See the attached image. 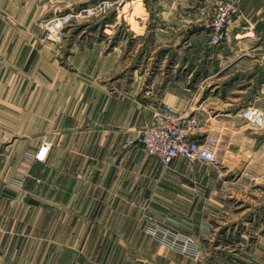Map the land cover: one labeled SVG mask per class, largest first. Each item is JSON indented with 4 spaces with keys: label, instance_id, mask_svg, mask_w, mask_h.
I'll return each instance as SVG.
<instances>
[{
    "label": "crops",
    "instance_id": "crops-1",
    "mask_svg": "<svg viewBox=\"0 0 264 264\" xmlns=\"http://www.w3.org/2000/svg\"><path fill=\"white\" fill-rule=\"evenodd\" d=\"M229 1L237 12L226 38L193 41L198 58H167L165 74L134 66L128 81L113 72L119 58H68L67 68L0 58V264H208L200 249L191 256L149 237L148 217L199 248L244 234L252 192L264 190L248 182L264 176V125L238 112L252 104L264 115V0ZM165 104L200 119L185 133L213 137L220 162L164 165L143 150L140 130ZM42 140L50 146L38 160Z\"/></svg>",
    "mask_w": 264,
    "mask_h": 264
},
{
    "label": "rangeland",
    "instance_id": "rangeland-1",
    "mask_svg": "<svg viewBox=\"0 0 264 264\" xmlns=\"http://www.w3.org/2000/svg\"><path fill=\"white\" fill-rule=\"evenodd\" d=\"M218 1L0 0V58H57L65 67L70 65L68 58H119L120 63L117 65L116 61L113 72L117 73L118 69L126 72V80L134 66L138 71L165 74L167 58H198L201 49L193 41L206 38L210 44L217 45L226 38L227 34L221 42L213 43L206 28ZM188 41L194 45L187 46ZM107 80L108 77L104 79ZM141 81L148 85L150 79ZM141 94L149 98L146 93ZM167 105L160 112V118ZM175 113L196 118L199 124L197 116ZM248 182L264 185V176H253ZM234 192L249 199L245 191ZM252 195V213L246 227L243 225L246 231L238 238L221 240L216 235L205 239L199 248L193 236L150 217L145 218L143 231L146 222L152 220L186 236L195 246L190 252L155 241L191 256L200 249L208 264H264V190H254Z\"/></svg>",
    "mask_w": 264,
    "mask_h": 264
},
{
    "label": "built area",
    "instance_id": "built-area-1",
    "mask_svg": "<svg viewBox=\"0 0 264 264\" xmlns=\"http://www.w3.org/2000/svg\"><path fill=\"white\" fill-rule=\"evenodd\" d=\"M236 12L237 8L229 1L220 0L216 3L212 17L206 24L213 43H219L225 38L228 24ZM239 116L245 118L254 127L264 124L263 113L250 104L239 110ZM198 125L196 118L177 115L171 106L167 105L161 115V121L144 126L140 130L138 141L147 154L164 165L170 163L175 157L216 164L219 162V157L215 151V139L206 136L202 140H196L185 133V131L195 129ZM125 143H131V140H126ZM49 146L50 142L42 140L32 157L43 160ZM144 231L152 239L181 251L190 252L195 249L194 243L190 242L186 236L155 221H147Z\"/></svg>",
    "mask_w": 264,
    "mask_h": 264
}]
</instances>
